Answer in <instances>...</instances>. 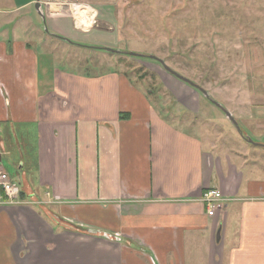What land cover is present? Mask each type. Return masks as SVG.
Instances as JSON below:
<instances>
[{"label": "crops", "instance_id": "0c3cea01", "mask_svg": "<svg viewBox=\"0 0 264 264\" xmlns=\"http://www.w3.org/2000/svg\"><path fill=\"white\" fill-rule=\"evenodd\" d=\"M35 1L0 0V171L2 160L19 169L23 193L10 203L0 190V264H264V177L252 176L264 168L246 174L205 147L121 71L41 69L27 40L42 31ZM40 2L49 35L70 41L64 52L90 33ZM150 68L172 109L196 108L200 91ZM250 105L244 131L264 125ZM207 188L226 198L214 216L200 201Z\"/></svg>", "mask_w": 264, "mask_h": 264}, {"label": "rangeland", "instance_id": "374dc122", "mask_svg": "<svg viewBox=\"0 0 264 264\" xmlns=\"http://www.w3.org/2000/svg\"><path fill=\"white\" fill-rule=\"evenodd\" d=\"M68 1L88 3L96 11L97 22L81 42H73L78 46H69L71 50L64 52L63 46L70 41L49 35L53 33L33 4L31 11L37 15V23H33L42 31L40 37L31 34L27 40L39 56L41 69L49 65L52 69L79 74L121 71L132 84L143 87L148 102L166 120L176 122L181 130L205 141V147L207 139L211 140L215 151L228 152L234 160L242 161L246 174L264 168V146L243 140L219 107L202 95L194 110L172 109L176 102L150 67L164 69L155 60L127 54L129 51L152 54L164 60L228 109L244 135L264 145V125L256 130L252 124L251 130L244 131L243 120L238 116L242 105L247 103L251 104L249 112L253 119L264 121V0ZM65 11L68 15V10ZM188 21L193 22L186 24ZM178 23L181 35L174 30ZM189 35L195 36L194 39ZM2 163L8 176L11 179L15 176L14 181L20 182L19 169L3 160ZM252 176L262 178L264 173L254 172Z\"/></svg>", "mask_w": 264, "mask_h": 264}, {"label": "built area", "instance_id": "2783aa9c", "mask_svg": "<svg viewBox=\"0 0 264 264\" xmlns=\"http://www.w3.org/2000/svg\"><path fill=\"white\" fill-rule=\"evenodd\" d=\"M56 3L67 6L71 17L72 24L76 29L88 30L96 24V11L88 3H79L76 1L60 0ZM85 4V5H82ZM83 6V7H81ZM84 8L85 11L81 9ZM79 9V12H77ZM84 12V13H83ZM0 190L6 200L10 203L20 201L19 185L13 181L6 172L0 171ZM226 200L218 189L207 188L200 197V201L205 207L207 216H214L216 211L221 208L222 203Z\"/></svg>", "mask_w": 264, "mask_h": 264}, {"label": "water", "instance_id": "95a60500", "mask_svg": "<svg viewBox=\"0 0 264 264\" xmlns=\"http://www.w3.org/2000/svg\"><path fill=\"white\" fill-rule=\"evenodd\" d=\"M40 0H36L35 1V9L40 13V15L42 16V18H44V15H42V13L40 12ZM102 49L107 50V51H111V52H116V53H121V51L119 50H115L112 48H108V47H103ZM127 54L129 55H133L136 57H142V58H148V59H152L155 60L156 62L159 63V65L169 74L173 75L175 78L179 79L180 81L188 84L189 86L195 88L196 90L200 91L202 93L203 96H205L207 99H209L213 104H215L217 107H219L225 114V116L227 117V119L232 123V125L236 128V130L239 132V134L241 135V137H243L248 143L254 144V145H262L260 143H255L252 141V139H250L249 137H247L246 135H244L238 125V122L236 121V119L233 117V115L227 110L225 109L220 103H218L217 101L213 100L210 95L208 94V92L201 87L200 85H198L197 83H195L194 81L190 80L189 78L181 75L180 73L174 71L171 67H169L164 60L160 59L159 57L152 55V54H141V53H136V52H127Z\"/></svg>", "mask_w": 264, "mask_h": 264}, {"label": "trees", "instance_id": "16d2710c", "mask_svg": "<svg viewBox=\"0 0 264 264\" xmlns=\"http://www.w3.org/2000/svg\"><path fill=\"white\" fill-rule=\"evenodd\" d=\"M169 14V13H168ZM168 14H165L164 16H166V18H168L169 17V15ZM165 18V19H166ZM191 22H193V21H188V22H185L186 24H190ZM175 31H176V33L177 34H180L181 35V32H182V30H181V28H180V26H179V23H178V25L176 26V28L174 29ZM180 35H178V38H180ZM190 36V35H189ZM190 37H192V36H190ZM194 37L195 36H193L192 38L194 39ZM20 197L22 198L23 197V193H22V191H20Z\"/></svg>", "mask_w": 264, "mask_h": 264}, {"label": "bare ground", "instance_id": "6f19581e", "mask_svg": "<svg viewBox=\"0 0 264 264\" xmlns=\"http://www.w3.org/2000/svg\"><path fill=\"white\" fill-rule=\"evenodd\" d=\"M81 10H82V11H85V9H84V8H82ZM77 12H79V9H78V11H77Z\"/></svg>", "mask_w": 264, "mask_h": 264}]
</instances>
